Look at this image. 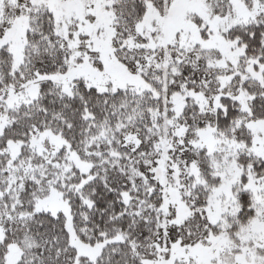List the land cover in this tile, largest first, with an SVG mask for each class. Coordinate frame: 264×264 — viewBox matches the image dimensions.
Wrapping results in <instances>:
<instances>
[{
    "label": "snow or ice",
    "instance_id": "6c2138e0",
    "mask_svg": "<svg viewBox=\"0 0 264 264\" xmlns=\"http://www.w3.org/2000/svg\"><path fill=\"white\" fill-rule=\"evenodd\" d=\"M0 264H264V0H0Z\"/></svg>",
    "mask_w": 264,
    "mask_h": 264
}]
</instances>
